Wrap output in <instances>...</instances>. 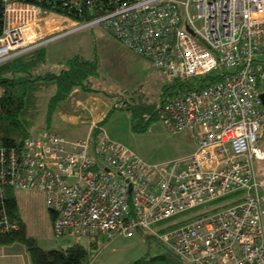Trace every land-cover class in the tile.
Returning a JSON list of instances; mask_svg holds the SVG:
<instances>
[{
  "label": "built area",
  "instance_id": "obj_1",
  "mask_svg": "<svg viewBox=\"0 0 264 264\" xmlns=\"http://www.w3.org/2000/svg\"><path fill=\"white\" fill-rule=\"evenodd\" d=\"M61 2L48 10L0 0V63L45 32L71 31L58 22L102 25L174 85L160 117L171 131L189 130L196 147L153 163L102 129L73 142L31 132L0 148V233L20 227L8 199L22 189L43 194L56 235L76 243L143 231L186 264H264V177L255 166L264 159V0ZM51 10L59 20L43 21Z\"/></svg>",
  "mask_w": 264,
  "mask_h": 264
},
{
  "label": "rangeland",
  "instance_id": "obj_2",
  "mask_svg": "<svg viewBox=\"0 0 264 264\" xmlns=\"http://www.w3.org/2000/svg\"><path fill=\"white\" fill-rule=\"evenodd\" d=\"M52 13L58 12L52 10L49 13L45 12L42 20H59L51 16ZM42 20L41 23H45ZM71 22L79 25L83 21ZM57 26L70 28L71 31L45 32L41 42H37L30 50L46 47L48 61L43 69L57 72L61 68V63L75 54L96 61L98 69L86 86L77 88L57 107L49 123V129H42L39 120L36 122L37 128L31 131L32 133L51 129L69 142H73L89 134H96L102 129L111 139L128 145L141 157L153 163L167 162L194 151L196 145L189 130L171 131L160 117L161 108L166 106L171 97L169 93L166 101L161 102L164 95L163 87L169 81L153 67L150 60L122 48L124 45L102 25L96 24L74 30V25L68 22H58ZM61 33L62 35L58 37ZM51 37L53 39L48 40ZM127 103L143 105L146 110L154 108L156 113L159 107L157 116L151 119L143 130L135 131L132 112L127 109L128 106L127 108L122 106ZM147 118H151L148 111L144 115L142 125L146 123ZM92 131L95 132L90 133ZM260 145L264 147V134ZM255 166L259 176L264 177V159L255 160ZM11 195L17 199L19 214L24 218L27 234L32 236L39 246L67 248L76 243L68 234L56 235L52 224V212L43 194L13 189ZM146 237V232L133 231L129 235H118L111 240H99V248L94 253L92 264H126L147 252L156 254L166 249L156 238L151 236L149 243ZM81 243L88 245V238H83ZM0 264L32 263L26 246L15 242L0 245Z\"/></svg>",
  "mask_w": 264,
  "mask_h": 264
},
{
  "label": "trees",
  "instance_id": "obj_3",
  "mask_svg": "<svg viewBox=\"0 0 264 264\" xmlns=\"http://www.w3.org/2000/svg\"><path fill=\"white\" fill-rule=\"evenodd\" d=\"M45 9H62L61 0H32ZM59 8V9H58ZM96 11V10H92ZM3 7L0 3V30ZM87 17V14L85 15ZM118 41V40H117ZM46 47L20 54L10 60L0 63V148L20 144L31 131L37 128L40 120L42 129H49V123L57 107L67 100L72 93L86 83L97 73L98 63L86 59L79 54L67 58L56 72L44 70L47 63ZM173 84L166 82L163 87L161 102H165L169 93H174ZM170 96V95H169ZM122 104L132 112L133 129L143 130L158 113L156 109H145L143 105ZM150 110V111H149ZM150 112L151 118L142 125L144 115ZM11 216L18 218L19 229L0 233V245L15 242L23 243L32 264H92L94 253L99 243L93 239L88 245L74 243L67 248H43L26 232L25 221L20 217L17 199H8ZM54 217V215H53ZM151 242V235L147 234ZM160 242V241H159ZM165 246V245H164ZM166 247V246H165ZM126 264H186L169 248L160 253H145L136 260Z\"/></svg>",
  "mask_w": 264,
  "mask_h": 264
},
{
  "label": "crops",
  "instance_id": "obj_4",
  "mask_svg": "<svg viewBox=\"0 0 264 264\" xmlns=\"http://www.w3.org/2000/svg\"><path fill=\"white\" fill-rule=\"evenodd\" d=\"M122 46H123V45H122ZM122 48H124V49H125L126 47H124V46H123ZM125 50H127V51H128L129 49H127V48H126ZM129 51H130V50H129ZM130 52H132V51H130ZM20 217H21V218L24 220V218H23L21 215H20ZM53 218H54V217H53V214H52V219H53ZM52 222H53V220H52ZM88 240H89V243H90V242H91L93 239H91V238H88ZM99 240H104V239H102V238L95 239V241H97V243L99 242Z\"/></svg>",
  "mask_w": 264,
  "mask_h": 264
},
{
  "label": "water",
  "instance_id": "obj_5",
  "mask_svg": "<svg viewBox=\"0 0 264 264\" xmlns=\"http://www.w3.org/2000/svg\"><path fill=\"white\" fill-rule=\"evenodd\" d=\"M262 97H263V101H264V95Z\"/></svg>",
  "mask_w": 264,
  "mask_h": 264
}]
</instances>
